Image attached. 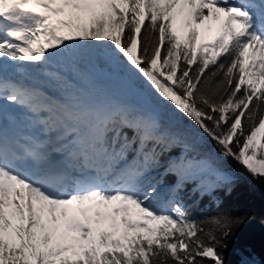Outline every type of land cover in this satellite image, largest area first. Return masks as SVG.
I'll use <instances>...</instances> for the list:
<instances>
[{"label":"snow or ice","instance_id":"obj_1","mask_svg":"<svg viewBox=\"0 0 264 264\" xmlns=\"http://www.w3.org/2000/svg\"><path fill=\"white\" fill-rule=\"evenodd\" d=\"M229 160L264 180V0H0V264H228Z\"/></svg>","mask_w":264,"mask_h":264},{"label":"trees","instance_id":"obj_2","mask_svg":"<svg viewBox=\"0 0 264 264\" xmlns=\"http://www.w3.org/2000/svg\"><path fill=\"white\" fill-rule=\"evenodd\" d=\"M225 169L233 179L229 186L214 193L220 206L211 197H205L199 201L194 215L200 219L225 213L246 216L247 222L234 229L226 259L228 264H264V180L252 179L234 160H229Z\"/></svg>","mask_w":264,"mask_h":264},{"label":"rangeland","instance_id":"obj_3","mask_svg":"<svg viewBox=\"0 0 264 264\" xmlns=\"http://www.w3.org/2000/svg\"><path fill=\"white\" fill-rule=\"evenodd\" d=\"M231 177H232V179H233V176L229 173V172H227ZM229 186V185H228Z\"/></svg>","mask_w":264,"mask_h":264}]
</instances>
